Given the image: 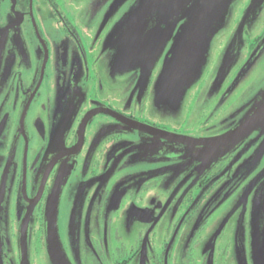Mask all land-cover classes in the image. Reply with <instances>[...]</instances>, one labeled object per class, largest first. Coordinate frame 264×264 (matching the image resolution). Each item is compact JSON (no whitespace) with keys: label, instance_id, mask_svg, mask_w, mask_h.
I'll list each match as a JSON object with an SVG mask.
<instances>
[{"label":"flooded vegetation","instance_id":"obj_1","mask_svg":"<svg viewBox=\"0 0 264 264\" xmlns=\"http://www.w3.org/2000/svg\"><path fill=\"white\" fill-rule=\"evenodd\" d=\"M116 1L102 18L68 20L45 13L38 16L41 28L0 38V264L50 263L45 210L57 187L63 263L74 259L70 243L77 235L83 247L91 240L97 258L103 254L114 264H232L230 243L209 231L204 209L213 191L202 189L212 188L219 172L211 177L214 166L208 163L201 164L207 167L203 172L195 168L200 147L194 137L163 142L183 157L173 162L184 168L176 179L168 172L159 175L155 165L131 166L126 156L139 136L97 144L100 133L115 128L131 127L135 133L131 121L138 128L161 129L132 114L140 104L135 91L123 101L116 85H109L106 101L90 94L103 98L101 75L119 69L110 63L107 48L122 19L115 15L120 5L107 17ZM176 34L177 29L157 58L155 73L150 72L143 101L150 99ZM61 42L68 50L63 58L56 50ZM118 105L129 112L117 110ZM243 138L244 148L260 141L264 148V127ZM122 176L123 185L116 179ZM78 212L81 224L73 223Z\"/></svg>","mask_w":264,"mask_h":264},{"label":"rangeland","instance_id":"obj_2","mask_svg":"<svg viewBox=\"0 0 264 264\" xmlns=\"http://www.w3.org/2000/svg\"><path fill=\"white\" fill-rule=\"evenodd\" d=\"M112 3L113 0H0V38L7 34L30 33L41 28L38 16L45 13L55 14L57 17L62 15L68 20L84 19L94 14L102 18ZM143 6V0H124L115 15L117 21L126 15L129 16V21L120 19L121 23L113 30L129 26L132 18L135 23L142 20L148 12ZM226 10L225 15L215 23L213 34L206 44L198 49L196 80L191 86L183 87L178 92L169 83L172 78L168 76V82L159 73L151 86L149 101H143L149 87L150 72L155 73L152 69L159 66L160 59L148 71L144 65L148 60L147 52L138 55L133 50L117 45L109 50V61L114 68L119 63L118 58L126 63L130 58L140 63L141 69H131L130 65H125L117 72L109 71L108 76L103 75L102 78L101 75L103 98L91 91L90 94L100 101L105 100L109 85H116L118 94H121L119 99L123 101L135 91L140 104H137L135 113L131 111L132 114L138 120L157 125L161 129H153L145 124L138 128L131 121L132 127L137 129L135 133L134 130H128L131 127L115 128L100 133L97 144L102 146L121 136L123 140L139 136L135 142L136 147L126 156L131 166L138 168L155 165L160 171L159 175L168 172L171 179H176L184 168L178 169L180 164L173 162L176 157L180 160L183 157L166 150L163 142L170 139L174 144L178 138L194 137L195 145L200 147V159L195 168L207 170L202 165L208 163L206 166H214L210 172L211 177L219 172L217 179L212 182V188L207 185V188L202 189L213 191L204 207L211 225L209 231L213 229L218 240L230 243L232 264H264L263 143L260 141L258 145L244 148V141L242 144L239 141L226 154L210 155L212 147L218 145L217 140L231 134L236 125L244 122L249 115L251 103L264 93V0H233ZM66 46L65 42L57 46L56 50H62V58L68 52ZM105 69H108L106 64ZM140 86L144 87L142 92ZM117 110L129 112L120 105ZM122 147L121 145L120 149ZM187 151L189 150L186 149ZM184 154L186 155L185 152ZM116 179L119 184H125L124 176ZM81 215L80 212L77 216L72 214L73 223L81 224ZM89 242L90 245L86 242L83 247L75 235L70 243L74 254L70 264H114L111 260L107 261L103 254L97 258L92 252L91 240ZM35 262L34 264H50L44 260Z\"/></svg>","mask_w":264,"mask_h":264},{"label":"water","instance_id":"obj_3","mask_svg":"<svg viewBox=\"0 0 264 264\" xmlns=\"http://www.w3.org/2000/svg\"><path fill=\"white\" fill-rule=\"evenodd\" d=\"M124 0H117L109 11L107 17ZM233 0H143L147 14L135 23H128L129 26H121L118 31H112L108 37V49L116 45L133 50L141 55L147 52L148 60L144 64L148 71L153 63L161 55L165 44L177 29V34L173 38V44L167 52L162 69L161 77L172 81L174 91L178 92L183 87L192 85L196 80L195 63L197 61L198 49L206 44L213 34L215 23L225 15L226 8ZM227 11V10H226ZM226 13V12H225ZM122 21H129V16L122 17ZM121 22H118V26ZM115 28V27H114ZM119 63L115 68L120 70L122 66L130 65L131 69L140 68V63L129 58L126 63L118 58ZM198 74V73H197ZM160 77V78H161ZM160 81V79H158ZM146 82V80H145ZM264 127V93L257 96L249 115L244 122L239 124L231 134L217 140L215 156H221L233 149V145L254 130ZM216 142V141H215ZM212 149V150H213ZM59 187L54 189L47 201L45 210L47 252L50 264H66L61 254V245L58 236L57 214Z\"/></svg>","mask_w":264,"mask_h":264}]
</instances>
